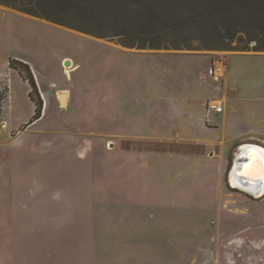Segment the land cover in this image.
<instances>
[{"label":"rangeland","instance_id":"obj_1","mask_svg":"<svg viewBox=\"0 0 264 264\" xmlns=\"http://www.w3.org/2000/svg\"><path fill=\"white\" fill-rule=\"evenodd\" d=\"M200 6L0 0V264H264V196L229 176L231 137L264 141V51L189 21L140 47Z\"/></svg>","mask_w":264,"mask_h":264},{"label":"trees","instance_id":"obj_2","mask_svg":"<svg viewBox=\"0 0 264 264\" xmlns=\"http://www.w3.org/2000/svg\"><path fill=\"white\" fill-rule=\"evenodd\" d=\"M18 2L22 0H17ZM202 4V7H198L196 12L191 15L190 19L176 20V21H164V26L158 30L147 29L142 32L140 38L145 43L140 47L150 48H162L164 46H153L150 43L155 37L165 36L171 31L182 29L187 27L186 22L189 21L191 25L200 28L199 34L196 37L201 43L200 47L208 49H219V50H249L251 49L250 43L252 40H257V44L254 45L253 50L264 51V0H213L208 2L207 0H196ZM23 10V9H22ZM223 21L224 27L222 31L216 34H211L207 29L209 24ZM175 22V23H174ZM150 24H152L150 22ZM213 25V24H212ZM148 26L147 28H149ZM239 34L238 39L236 34ZM210 36L219 37L218 39L224 40L222 44L212 45L207 43ZM237 39L238 44L232 45V41ZM147 43V44H146ZM183 46H176V48H182ZM185 48H192V44L184 45ZM199 47V48H200ZM27 78V76L25 77ZM32 90H38V86L34 77L31 73L30 77L27 78ZM30 96L34 101L32 91ZM42 99L37 101L35 118L40 117L42 112Z\"/></svg>","mask_w":264,"mask_h":264},{"label":"water","instance_id":"obj_3","mask_svg":"<svg viewBox=\"0 0 264 264\" xmlns=\"http://www.w3.org/2000/svg\"><path fill=\"white\" fill-rule=\"evenodd\" d=\"M69 60H66L68 64ZM62 105H66V95H60ZM233 187L255 197L264 195V146L259 143H245L235 154L230 170Z\"/></svg>","mask_w":264,"mask_h":264},{"label":"crops","instance_id":"obj_4","mask_svg":"<svg viewBox=\"0 0 264 264\" xmlns=\"http://www.w3.org/2000/svg\"><path fill=\"white\" fill-rule=\"evenodd\" d=\"M141 51H143V50H141ZM147 52H154V53H183V52H165V51H161V50H151V51H147ZM221 68H219L218 70L219 71H221L220 70ZM34 74V73H33ZM34 76H35V74H34ZM36 83H37V86H38V89L40 88V91H41V93H42V97L44 98V100L46 101V99L48 100V97H47V95H46V93L44 92V89H43V86H42V84L41 83H39V81H38V79H37V77H36ZM62 93V92H61ZM61 93L59 94V95H61ZM66 93V92H65ZM47 97V98H46ZM60 102H61V100H60ZM69 102H70V96H69V94L68 93H66V105H68L69 104ZM207 106L209 107V101H207ZM223 109H224V105H223V107H222ZM44 109V108H43ZM222 109V110H223ZM240 136L239 135H237V136H232L231 137V139H235V141H233V140H231V141H233L234 142V144H232L231 146H230V150L232 149V147H234L235 149H236V151H235V154L236 153H238V151H239V148L243 145V144H245V143H256V142H254V141H259V142H261V143H263V145L262 146H264V141L263 140H259V139H256V138H254L253 136H249L248 138H245V139H243V140H241L240 138H239ZM189 139H191V140H194V141H200L201 140V138H199V137H194V136H192V137H190ZM251 140H254L253 142L251 141ZM226 141H228V139L226 138L225 140L223 139V140H221V143L223 144V143H225ZM85 145H87L86 143H85ZM85 145H84V147H85ZM237 145V146H236ZM89 146V148H92L93 147V145H92V147L90 146V145H88ZM216 147H218V146H216ZM229 150V151H230ZM92 151V150H91ZM235 154H234V156H233V159H232V163H233V161H234V158H235ZM82 155L83 156H85V153H82ZM226 161H228V159L226 160ZM91 164L93 163V167L95 166V161H89ZM96 167V166H95ZM231 167H232V165H231ZM230 170H231V168H230ZM229 176H230V172H229ZM231 186H232V184H231ZM233 187V186H232ZM264 196V195H263ZM89 211V210H88ZM100 211V209H98V212ZM87 213H95V210H94V208H92V209H90V211L89 212H87Z\"/></svg>","mask_w":264,"mask_h":264},{"label":"built area","instance_id":"obj_5","mask_svg":"<svg viewBox=\"0 0 264 264\" xmlns=\"http://www.w3.org/2000/svg\"><path fill=\"white\" fill-rule=\"evenodd\" d=\"M219 70L215 69L214 67H211L210 70H209V74L213 77V79L215 81H219L220 80V72ZM223 107V103H222V100H213V101H210L209 102V108L210 109H218V110H221Z\"/></svg>","mask_w":264,"mask_h":264},{"label":"bare ground","instance_id":"obj_6","mask_svg":"<svg viewBox=\"0 0 264 264\" xmlns=\"http://www.w3.org/2000/svg\"><path fill=\"white\" fill-rule=\"evenodd\" d=\"M68 60V59H67ZM65 63H66V59H65ZM72 67V61L71 60H69V62H68V64H66V68L67 69H70ZM221 70V69H220ZM65 93V92H64ZM65 95H66V93H65Z\"/></svg>","mask_w":264,"mask_h":264},{"label":"flooded vegetation","instance_id":"obj_7","mask_svg":"<svg viewBox=\"0 0 264 264\" xmlns=\"http://www.w3.org/2000/svg\"><path fill=\"white\" fill-rule=\"evenodd\" d=\"M235 188V187H234ZM237 189V188H236ZM239 190V189H238Z\"/></svg>","mask_w":264,"mask_h":264}]
</instances>
